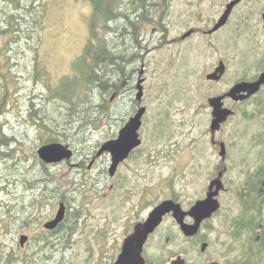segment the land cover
<instances>
[{
  "label": "rangeland",
  "instance_id": "374dc122",
  "mask_svg": "<svg viewBox=\"0 0 264 264\" xmlns=\"http://www.w3.org/2000/svg\"><path fill=\"white\" fill-rule=\"evenodd\" d=\"M46 1L40 53L50 77L32 81L33 52L28 46L20 55L25 71L12 72L20 86L12 92L15 100L0 117L7 134L16 138L12 145H0V264H112L133 224L146 219L155 205L171 197L186 203L207 189L213 167L220 162L219 149L211 143L208 99L225 91L233 74L252 79L264 71L257 66L264 63V0H245L237 8V35L229 32L231 24L216 36L195 33L186 39L185 33L205 25L227 0L215 5L203 0H150L145 15L131 23L142 42L129 51L140 56L133 64L127 62L124 71L111 72L118 89L106 93L105 114L97 112L102 117L98 124L81 127L67 116L61 100L46 97L52 94L49 89L54 91L64 76L84 64L92 1ZM127 1H121L125 8ZM221 57L227 60L228 74L222 82H210L206 73ZM140 78L141 102L136 99ZM91 95L92 103L102 101L99 88ZM33 102L48 115L49 128L30 119ZM141 106L147 111L139 129L140 150L119 166L115 176L109 174L108 156L89 167L96 147L115 138ZM238 109L217 133V139L233 146L228 163L238 157L239 165L226 176L236 192L246 179L243 173L264 164V90L253 101L238 104ZM50 142L69 145L73 157L53 165L43 162L37 150ZM197 145L203 148L200 156L193 155ZM235 197L223 195L226 208L206 231L212 247L201 262L211 258L225 262V254L238 262L244 258L247 242L244 238L230 242L224 223L223 213ZM61 202L66 205L65 218L53 232L44 224L56 216ZM175 223L167 217L161 233L175 230ZM20 233L31 239L26 249L20 246ZM156 237L154 244H161ZM179 242L180 237L170 248L180 250ZM23 255L25 261L15 260ZM259 261L256 264H264Z\"/></svg>",
  "mask_w": 264,
  "mask_h": 264
},
{
  "label": "trees",
  "instance_id": "16d2710c",
  "mask_svg": "<svg viewBox=\"0 0 264 264\" xmlns=\"http://www.w3.org/2000/svg\"><path fill=\"white\" fill-rule=\"evenodd\" d=\"M91 1L93 9L89 18L90 38L84 53L86 56L82 57L84 64L75 67L76 73L73 75L64 76L54 91L49 89L52 94L46 97L61 100L64 111L65 107L67 109V116L73 118L74 122H79L80 127L88 122L99 123L102 117L95 114H105L108 108L106 93L118 89L117 81L111 72L116 69L124 71L127 62L133 64L136 57L140 56L137 52L129 51L130 46H138L142 42L137 40V30L132 28L131 23L137 22L136 20L145 15L148 11L146 9L152 5L150 0H129L125 3L126 8L121 4L122 0ZM47 9L46 0H0V117L15 100L16 93L13 98L12 92L20 86L17 82L18 76L12 72L25 71L20 55L28 46L33 52V70L30 77L32 81L38 82L42 77H50L40 53ZM111 31L115 33V37ZM257 66L259 70L264 69V63ZM248 79L250 78L243 75L238 80ZM97 88L102 98L98 104L91 102L94 98L91 93ZM35 103L31 104L30 119L33 118L39 127L49 128L45 122L48 115L45 112L41 114L40 109L34 107ZM15 140V137L7 134L0 120V145H12ZM255 175L259 179L263 177L258 172ZM260 232L259 242L254 227L245 229L238 226L237 237L244 238L247 242V247L243 248L244 258L238 264H256L257 260L264 262V226Z\"/></svg>",
  "mask_w": 264,
  "mask_h": 264
},
{
  "label": "flooded vegetation",
  "instance_id": "af4514ba",
  "mask_svg": "<svg viewBox=\"0 0 264 264\" xmlns=\"http://www.w3.org/2000/svg\"><path fill=\"white\" fill-rule=\"evenodd\" d=\"M203 1L209 2L210 5H215V4L221 3V0H203ZM229 1L230 0H227L224 3H221L220 6H222V8L218 9L217 12L214 14V16L211 17V19H206L205 25L199 26L198 29H192V33L189 36H187L185 38L183 37V38L186 39V38L194 35L195 33H201L205 37L216 36V34L221 33L223 30L226 31L231 24L233 26L230 27L229 32L232 35H237L238 29H236L237 25H235L234 22L236 23L238 18L236 19V18H234V16L236 14L237 8L242 3H244L245 0H241V2L236 4V6H234V8L232 9V11H231L228 19L226 20V22L222 26H220L219 28L215 29V26H216L217 22L220 20L224 11L226 10L227 4ZM245 32H247V30ZM221 62H224L225 67H226L225 72L222 75V77L219 80L209 79L207 77V75L209 73L214 72L216 70L217 66ZM228 70H229V67H228L227 60L223 57L218 58L217 62L216 61L214 62L213 66L209 70V72L206 73L207 74L206 78L210 82H222L224 80L225 76L228 74ZM231 79L233 80V82L225 89V91L217 93L213 96L223 95V94L227 93L229 91V89L233 85H235L237 82L243 81V80H238L236 73L233 74ZM254 79H248V80H254ZM262 90H264V85L261 87L260 91L257 94L253 95L251 98L244 100V101H235V100L231 99L230 97H225L223 100L224 101L223 106L232 109L234 111V113L232 115H230L225 122L222 123L221 128L219 130H217L215 132V134H213L212 130H211V123L213 120V115H212L213 108L209 104V99L212 96L209 97L208 104H209V108L211 109L210 110L211 115L209 118V132L211 134V143L213 144L212 146L214 147V149H216V148L219 149L218 153L220 156V162L215 164L213 167V173L211 175V178L209 179V184H208L207 189L204 190L202 192V194L199 195L195 200L188 201L186 203H182L178 199V197H171L169 199H173L174 201L180 203L183 211L188 212L196 204L197 201L205 199L207 197L208 192L210 190L211 181L216 179L219 176V174L222 172V181L224 183L225 188L220 190L219 194L217 195V199L220 202V208L217 211H215L211 217L204 219L201 222L198 231L192 235H188L185 233V231L181 228V224L174 218L173 212L166 214L164 216V219L161 222V224L159 226H157L155 228V230L149 234V236H148V238L144 244L142 254H143V257L146 261V264H173V261L177 260L179 257L184 260L185 264H214V263L238 264V261L235 259H232L230 256H228V254H225V262H222L221 260H219V258H211L208 261L202 259V261H204V262H201V257L204 256L207 252H209L210 247H212L211 241H209L207 239V232L206 231L208 230L209 225L211 223H213V220L216 219L219 215H221V213L226 208L224 206V202H223V195L227 192H229V194H234V193L236 194V197L233 200L229 201L228 209L223 213L224 214V220H225L224 223L227 225V227H229V235L231 237L230 242H233L234 240H236L238 238L237 237V229H238L239 225L243 226L245 229L254 227L256 229V232H257V240H259V242L261 241V232L260 231H261V228H263V226H264V164L262 163L260 166L254 168V169H247L246 171H248V172L243 173V175L246 176V179H245V181H243L240 184L241 190H240V192H236L234 190L233 186H231L232 187L231 188L227 184L228 180H227L226 176H227L228 172L232 169L233 165H235V166L239 165L238 163H236L238 157L237 158H236V156L233 157V162H235V163H233V162H231L232 164L228 163V160L230 161V158H228V155H230V153H231L230 148H232L233 146L227 147V144L224 141L217 139V133H220L222 131V129L234 117H236V115L239 113L238 104H246V103L253 101L254 98H256ZM141 101H139V102H141ZM262 132H263V137H264V125L262 128ZM222 142L225 143V148H226L225 158H223L221 156V153H220ZM100 146L101 145L96 147L95 152L92 156L93 158L91 159V164L89 167L93 166V164L100 157H104V156L110 157L111 162H112V155L110 152H104L100 156L97 155ZM140 146L134 148L131 151L129 157L127 159H125L124 161H122L119 164V166L122 163H124L125 161L129 160L134 154H136L140 150ZM197 146H198V148H197ZM197 146L195 148L196 151H193V155H195V156L199 155L200 156L203 148L201 145L200 146L197 145ZM239 163H244V162L242 160H240ZM50 164L53 165L56 163H50ZM119 166H118V168H119ZM117 171H118V169H117ZM240 172H245V170L242 169ZM257 172L263 176L261 179L256 177L257 175H255V173H257ZM215 190H216V187L213 188L212 191H215ZM150 212L151 211H149V213ZM149 213H148V215H149ZM148 215H147V217H148ZM167 217H172L175 220L176 229L173 230L172 228H169L170 231L166 230V232L161 233L162 226L165 223V220L167 219ZM145 220L146 219H144L143 221H145ZM143 221H138V222L133 224L132 230L123 239V242L121 243V246L119 248V253L117 254L116 260L112 264H116L120 254L122 253L125 239L129 235L133 234L136 226L140 222H143ZM184 222L187 224H194L195 218L190 214H186L184 216ZM56 230L57 229L55 228V230L53 232H55ZM21 235L22 234L20 233V236ZM165 235H166V237L164 238ZM156 236L158 237V239H156V240L158 242H162L161 244H158V243L154 244L153 241H154V238ZM179 237L182 241V242H179L180 245L182 246V248L180 250L171 249L170 246H172L174 244L175 240H178ZM163 239H164V242H163ZM30 240L31 239L29 238V240L25 243V245L20 244L22 249H26L27 245L30 243ZM231 246L232 245L229 244V247H231ZM199 249H200V251H199ZM26 258H27L26 255H23L21 257H17L15 260L21 259V260L25 261ZM195 258H197L198 261H195Z\"/></svg>",
  "mask_w": 264,
  "mask_h": 264
},
{
  "label": "water",
  "instance_id": "95a60500",
  "mask_svg": "<svg viewBox=\"0 0 264 264\" xmlns=\"http://www.w3.org/2000/svg\"><path fill=\"white\" fill-rule=\"evenodd\" d=\"M241 2V0H230L227 4V8L221 16L220 20L217 22L215 29L222 26L228 19L232 9L236 4ZM264 22V13L262 14ZM192 33L188 31L183 35L187 37ZM225 64L221 62L216 70L209 73L207 77L209 79L219 80L225 72ZM143 78H140L137 83L138 92L136 94V99L141 101L144 95ZM264 85V71H262L254 80H243L237 82L233 85L229 91L223 95L212 96L209 99V104L212 106L213 120L211 123L212 133L215 134L217 130L221 128L223 122L234 113L230 108L224 107V98L230 97L235 101H244L251 98L253 95L257 94L261 87ZM146 106H141L138 111L129 118L125 125L119 130L118 135L115 138L109 139L104 142L97 153L98 156L102 155L104 152H110L112 155V162L109 167V173L114 176L117 172L119 164L127 159L131 151L142 144V139L140 137L139 129L143 122V116L146 112ZM39 157L45 163H60L65 160H70L74 151L69 145H65L61 142H50L43 144L37 150ZM221 156L225 158L226 148L225 143H221ZM216 187L215 191H212ZM224 183L222 181V172L219 176L211 181L210 190L205 199L199 200L196 204L188 211L185 212L182 209L180 203L174 201L173 199H166L157 204L149 213L145 221L140 222L133 234L129 235L124 242L123 251L120 254L116 264H146L143 257V247L151 232L155 230L157 226L161 224L164 216L170 212H173L174 218L181 224V228L186 234H195L201 222L213 215L215 211L220 208V202L217 199V195L220 190L224 189ZM66 213V205L61 202L59 204V209L56 216L46 222L44 226L53 230L59 226V224L64 220ZM190 214L195 218L194 224H187L184 222V216ZM29 240V236L22 234L20 236V244L25 245ZM173 264H185L184 260L180 257L173 261ZM218 264V263H214Z\"/></svg>",
  "mask_w": 264,
  "mask_h": 264
}]
</instances>
